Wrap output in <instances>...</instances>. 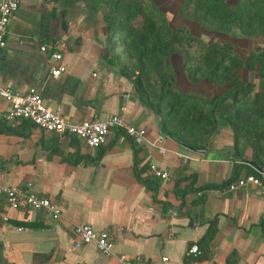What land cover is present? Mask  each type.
<instances>
[{"label":"crops","instance_id":"1","mask_svg":"<svg viewBox=\"0 0 264 264\" xmlns=\"http://www.w3.org/2000/svg\"><path fill=\"white\" fill-rule=\"evenodd\" d=\"M197 25L202 31L193 33L207 41L208 30ZM103 30L100 12L81 1L21 0L8 19L0 47V85L16 90L34 86L47 106L73 121L120 112L144 128L145 141L135 144L113 129L104 143L91 148L81 139L42 131L27 120H5L8 104L0 97V183L27 186L62 210L52 217L24 205L11 208L0 193V264H120L119 254H138L142 264H225L232 250L237 258L233 264H264V194L252 185L216 190L253 170L248 160L264 166V156H254L249 144L241 140L233 147L227 123V116L234 115L264 125V78L239 69L240 79L253 82V87L243 99L218 100L216 127L207 137L206 150L199 153L160 132L158 116L140 102L118 66L104 58ZM52 38L63 42L66 70L57 76L50 74L56 60L39 50ZM252 39L264 46V37ZM172 67L182 90L214 93L223 88L185 76L180 83ZM158 137L163 153L153 143ZM150 166L166 170L168 176L156 177ZM187 183L199 188L202 197L193 190L181 198L176 184ZM212 217L216 232L208 255L193 261L186 249ZM75 223L105 230L112 238L111 252L100 253L93 242L74 245Z\"/></svg>","mask_w":264,"mask_h":264},{"label":"trees","instance_id":"2","mask_svg":"<svg viewBox=\"0 0 264 264\" xmlns=\"http://www.w3.org/2000/svg\"><path fill=\"white\" fill-rule=\"evenodd\" d=\"M76 1L100 12L106 45L104 58L118 66L119 72L132 82L140 102L158 116L160 132L180 144L192 147L206 144L217 124L218 100L236 101L251 91L253 82L240 79V68L264 78V47L253 45L243 57L234 49V39L264 37V0H180L181 17L225 36L207 41L191 33L186 24L171 26L152 0H66V3ZM176 52L181 55L180 66L189 81L205 79L223 88L211 94L207 89L201 92L180 89L171 61ZM227 123L234 148L242 140L251 146L254 156H264V125H251L234 115L227 116ZM196 189L199 188L190 183L182 187L176 184L181 198L185 192ZM215 232L216 220L212 217L202 235L190 242L197 245L199 253L186 257L194 261L208 255V243ZM236 260L232 250L226 255L225 264Z\"/></svg>","mask_w":264,"mask_h":264},{"label":"built area","instance_id":"3","mask_svg":"<svg viewBox=\"0 0 264 264\" xmlns=\"http://www.w3.org/2000/svg\"><path fill=\"white\" fill-rule=\"evenodd\" d=\"M21 0H0V47L5 43L4 34L9 17L17 9ZM63 42L61 39L52 38L39 45V50L48 53L49 57L56 60L50 68V74L57 76L65 71V65L61 61V49ZM0 97L8 104V109L3 113V118L8 121L15 119L27 120L42 131L53 133L58 136H71L81 139L88 147H97L104 143L110 130L118 129L127 136L133 143L142 144L145 141V130L142 126L133 125L124 119L120 112L109 113L102 118L83 119L73 121L59 113L58 109H52L45 104L40 92L34 86H28L24 90H16L6 85H0ZM161 137L153 141L157 145L159 152H165V148L159 144ZM181 155L183 159L186 155ZM150 170L156 177L164 178L168 176L166 170L150 166ZM246 185L254 186L259 193L264 194V171L253 168L236 175L216 188L222 192L234 190ZM0 193L3 194L8 207L16 208L24 205L30 209L42 210L52 217L61 214V207L50 197L37 193L27 186L16 184L6 185L0 183ZM202 193L200 189L193 191L198 196ZM4 218V215H3ZM72 240L74 245L79 246L84 243L93 242L96 249L102 254H108L112 250V238L105 230H96L88 223H75L72 227ZM199 253V248L195 243H190L186 249V256H193ZM117 259L120 264H142V258L138 254L131 256L119 254Z\"/></svg>","mask_w":264,"mask_h":264},{"label":"rangeland","instance_id":"4","mask_svg":"<svg viewBox=\"0 0 264 264\" xmlns=\"http://www.w3.org/2000/svg\"><path fill=\"white\" fill-rule=\"evenodd\" d=\"M152 1L156 4V6L158 7L159 10L164 12V14L167 16L168 23L171 26L181 24V23H183V24L186 23L187 25H189L188 29H190L189 31L191 33L202 31V29L199 28L198 25L195 26V24L197 22H195V21L190 22L189 20L181 17V15L178 13L180 0H152ZM206 34H207V36H206L207 40L224 39L225 38L224 35L217 34V33L214 34L211 30L206 31ZM234 41L236 43V46L234 47V49L236 51L238 50V52L241 55L246 54L245 52H247V50L249 48H251L253 45H259V44L262 45L263 44V43H259V41H257L256 39H250V40L235 39ZM260 47H262V46H260ZM171 61H172V66H174L177 69V76L179 78V82L180 83L183 81L185 82L184 71L183 70L181 71V68H180L181 67L180 66V63H181L180 53H177V52L173 53L171 55ZM181 77H183V78H181ZM203 81L205 82L204 79H203ZM201 83H203V82H201ZM216 89L217 88H215L214 90H216ZM209 93L211 94L212 92H209Z\"/></svg>","mask_w":264,"mask_h":264},{"label":"water","instance_id":"5","mask_svg":"<svg viewBox=\"0 0 264 264\" xmlns=\"http://www.w3.org/2000/svg\"><path fill=\"white\" fill-rule=\"evenodd\" d=\"M184 145L185 147L193 150V151H196V152H199V153H203L205 150H206V145L207 143H203L200 147H192V146H188V145H185V144H182ZM248 162L257 170H261V171H264V166H259L257 165L253 160H248Z\"/></svg>","mask_w":264,"mask_h":264}]
</instances>
